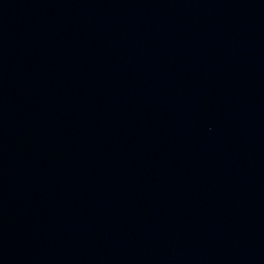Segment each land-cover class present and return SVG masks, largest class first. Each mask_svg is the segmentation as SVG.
Listing matches in <instances>:
<instances>
[{
    "label": "water",
    "instance_id": "water-1",
    "mask_svg": "<svg viewBox=\"0 0 264 264\" xmlns=\"http://www.w3.org/2000/svg\"><path fill=\"white\" fill-rule=\"evenodd\" d=\"M0 264H264V0H0Z\"/></svg>",
    "mask_w": 264,
    "mask_h": 264
}]
</instances>
